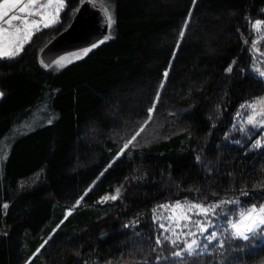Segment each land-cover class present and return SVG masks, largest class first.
I'll return each instance as SVG.
<instances>
[{
	"label": "trees",
	"instance_id": "trees-1",
	"mask_svg": "<svg viewBox=\"0 0 264 264\" xmlns=\"http://www.w3.org/2000/svg\"><path fill=\"white\" fill-rule=\"evenodd\" d=\"M104 2L115 23L86 55L59 68L38 60L82 3L70 0L60 24L34 33L16 58H0V264L30 256V264H264V232L226 239L222 250L204 241L197 256L174 257L164 239L175 238L169 228L202 239L193 221L205 217L174 219L176 200L264 203V131L241 128L249 104L264 97L249 46L264 0ZM117 187V199H100ZM221 207L238 218V206ZM212 219L213 231L227 226Z\"/></svg>",
	"mask_w": 264,
	"mask_h": 264
},
{
	"label": "snow or ice",
	"instance_id": "snow-or-ice-1",
	"mask_svg": "<svg viewBox=\"0 0 264 264\" xmlns=\"http://www.w3.org/2000/svg\"><path fill=\"white\" fill-rule=\"evenodd\" d=\"M195 3L196 0H193V4ZM66 7L70 8V0H0V58L14 59L19 56V54L24 51L25 45L32 40L34 33L40 31L42 28H48L60 24L61 13ZM77 11L79 10L77 9ZM104 12L108 21L107 27L111 28V26L115 23L113 13L109 10V8H105ZM190 16L191 13H189V17ZM262 24H264V21L256 19L254 26L259 27ZM187 26L188 20H185L184 26L179 32L180 40L177 41L178 44L184 38ZM108 39V35L103 37V40L105 41ZM102 42L103 41H101V43ZM95 47H97V44L92 43L90 47L80 49V51L86 55ZM253 47H255L254 44ZM256 50L257 52L260 51V49ZM41 63L44 64L45 68L51 67V63H44V61H41ZM236 63L237 61L233 60L232 64L227 67L226 71L231 73L233 71V65ZM252 68L258 73L259 77L264 78V70L255 69V65H252ZM164 76H168L167 69L164 72ZM161 87H163V84ZM4 95L5 93L0 91V97H3ZM157 95H159V93H157ZM248 103V101H245L244 104L241 105V108ZM257 105H259L260 113H264V97L257 98L256 102L251 106L255 109ZM147 111L148 113H152L154 111V107L148 108ZM257 114L258 113L253 112L252 115L248 116L249 124L256 123L254 117ZM237 115H239V113H237ZM148 119H152L151 115H149ZM48 123L50 124L52 121L49 120ZM259 123L264 125V120H261ZM139 134L140 133L137 132L123 145V148H121L120 152L117 153V157H120L124 150L128 149L129 145L136 140ZM196 159L199 161L200 156L197 155ZM109 167H111V164H109ZM261 186L264 187V185ZM254 187L257 186L254 185ZM120 191L121 189L117 187L115 189L116 195L111 197L106 195L100 199L102 201L109 198L117 199ZM241 194L243 196L248 195L246 191H243ZM81 199L82 197L76 200L77 205L80 204ZM226 204L236 205L239 207L240 210L238 212L237 219L228 218L230 209L221 207ZM3 207L8 208V203L5 202ZM217 209H219V211H217ZM173 211L176 212V217H174V219L179 221H192V214L203 215L207 221H193V223L196 224L197 231L200 233L202 239H197L196 233L189 232L181 235L176 232L175 228L166 229L171 230L175 237H164L165 240L169 241L175 248L178 249L172 253L174 257H180L183 255L197 256L203 254V252L210 246L208 243H204V241H218L220 250H222L224 244L226 243V239L231 240L239 238L243 241H249L255 238L258 233L264 232V203L257 205V203L253 202L250 205H247V207H244V202H242L238 196L218 199L214 203L208 204L196 201L188 202L187 199H185L183 203L181 200H176ZM214 217L224 218V222L227 226L222 232L212 230V228L215 227V221L212 219ZM153 219H155V216ZM177 226L179 225L177 224ZM160 227L165 228V225L161 224ZM185 227H187V225H185ZM6 234L7 233H5V235ZM188 236H191L192 238L188 240ZM47 243V240L41 243L36 248V253H39ZM156 243L158 245L162 243L160 235L156 236ZM181 244H183L182 247ZM33 255H35V253ZM31 259L32 257L30 256L28 260L25 261V264H30ZM156 259L161 260L162 258L157 256Z\"/></svg>",
	"mask_w": 264,
	"mask_h": 264
},
{
	"label": "water",
	"instance_id": "water-1",
	"mask_svg": "<svg viewBox=\"0 0 264 264\" xmlns=\"http://www.w3.org/2000/svg\"><path fill=\"white\" fill-rule=\"evenodd\" d=\"M77 9L68 26L39 51L38 60L43 67L41 61L52 64L59 56L90 47L92 43H98L108 35L107 17L100 5L83 1Z\"/></svg>",
	"mask_w": 264,
	"mask_h": 264
},
{
	"label": "rangeland",
	"instance_id": "rangeland-1",
	"mask_svg": "<svg viewBox=\"0 0 264 264\" xmlns=\"http://www.w3.org/2000/svg\"><path fill=\"white\" fill-rule=\"evenodd\" d=\"M79 1H81V2H83V1L94 2V3L98 4V5H100L103 9L109 8V10L113 13L111 4H108V3L104 2V0H79ZM260 20L264 21L263 19H260ZM254 25H255V20L253 21V25H250L251 28H252V35H251V39H250V42H249V46H250L251 53H252V62H251L250 65H251V69L252 70H254L252 68V65H255V69L264 70V50L260 46V42L264 38V24H262L259 27H255ZM111 28H112V26H111ZM253 44L255 45V47H253ZM256 49H260V51L257 52ZM83 54L84 53L81 52L80 50H76V51H73V52H69V53L63 54V55H61L59 58H57L53 62L52 67L53 68L62 67L66 63H68L69 61H71L74 58H77V57H79V56H81ZM256 100H257V98L254 99L253 102H251L249 104V106H248V115H247L246 119L242 120V125H241L242 129H245V128L246 129H252L254 127L255 128L262 127L263 131H264V125H261L259 123L261 120H264V113H260L259 105H257V107L255 109L251 106L253 103L256 102ZM253 112L258 113L254 117V120L256 121V123L255 124H249L248 123V116L252 115ZM263 136H264V133H263ZM260 141L264 142V137L260 138ZM114 195H115V193L107 194V196H109V197L114 196ZM110 200L112 201L113 199L109 198V199L104 200V201H110ZM107 220L108 219H105L104 220L105 222L103 224H106Z\"/></svg>",
	"mask_w": 264,
	"mask_h": 264
}]
</instances>
